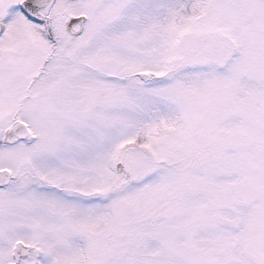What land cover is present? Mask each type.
Wrapping results in <instances>:
<instances>
[{
    "label": "snow or ice",
    "instance_id": "6c2138e0",
    "mask_svg": "<svg viewBox=\"0 0 264 264\" xmlns=\"http://www.w3.org/2000/svg\"><path fill=\"white\" fill-rule=\"evenodd\" d=\"M0 264H264V0H0Z\"/></svg>",
    "mask_w": 264,
    "mask_h": 264
}]
</instances>
